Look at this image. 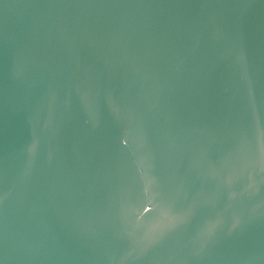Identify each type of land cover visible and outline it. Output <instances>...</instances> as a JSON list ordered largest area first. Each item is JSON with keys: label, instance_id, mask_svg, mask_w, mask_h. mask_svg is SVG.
I'll use <instances>...</instances> for the list:
<instances>
[{"label": "water", "instance_id": "water-1", "mask_svg": "<svg viewBox=\"0 0 264 264\" xmlns=\"http://www.w3.org/2000/svg\"><path fill=\"white\" fill-rule=\"evenodd\" d=\"M0 264H264V0H0Z\"/></svg>", "mask_w": 264, "mask_h": 264}]
</instances>
